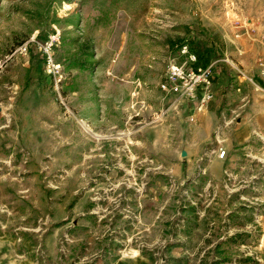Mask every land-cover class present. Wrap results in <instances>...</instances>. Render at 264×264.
Wrapping results in <instances>:
<instances>
[{"label":"rangeland","instance_id":"rangeland-1","mask_svg":"<svg viewBox=\"0 0 264 264\" xmlns=\"http://www.w3.org/2000/svg\"><path fill=\"white\" fill-rule=\"evenodd\" d=\"M263 64L264 0H0V264H264Z\"/></svg>","mask_w":264,"mask_h":264},{"label":"built area","instance_id":"built-area-1","mask_svg":"<svg viewBox=\"0 0 264 264\" xmlns=\"http://www.w3.org/2000/svg\"><path fill=\"white\" fill-rule=\"evenodd\" d=\"M58 34H53L49 37L48 43L43 46L45 53L48 55V59L51 60L49 56L50 47L53 41L56 39ZM191 60H195V56L190 55ZM262 81L264 85V64L262 67ZM168 77L170 81L174 83L180 82L183 87V94L188 96V99L193 100L195 99V92L199 87H203L208 89L211 78L207 69L197 67L194 69H186L184 64H176L173 63L169 66L168 70ZM163 88H166L165 85H162ZM211 97L210 91H207L206 95L202 96L200 105L203 106L204 102ZM200 106V107H201ZM237 115V114H236ZM219 158H225L227 151L226 149L219 148Z\"/></svg>","mask_w":264,"mask_h":264},{"label":"crops","instance_id":"crops-1","mask_svg":"<svg viewBox=\"0 0 264 264\" xmlns=\"http://www.w3.org/2000/svg\"><path fill=\"white\" fill-rule=\"evenodd\" d=\"M246 96V103L250 98V103L247 112L242 116L240 123L235 128L233 133V141L227 147L230 149L233 145L243 146L244 149L252 147L248 143L254 137V133L264 134V90L259 87H254L250 91V96ZM241 100H244L243 97ZM257 129L259 131H257ZM254 141V140H253ZM22 264H35L33 261H22Z\"/></svg>","mask_w":264,"mask_h":264},{"label":"bare ground","instance_id":"bare-ground-1","mask_svg":"<svg viewBox=\"0 0 264 264\" xmlns=\"http://www.w3.org/2000/svg\"><path fill=\"white\" fill-rule=\"evenodd\" d=\"M219 153H220V151H219Z\"/></svg>","mask_w":264,"mask_h":264}]
</instances>
